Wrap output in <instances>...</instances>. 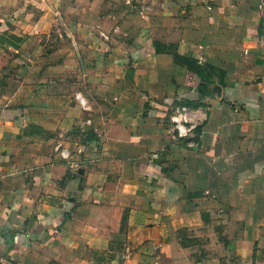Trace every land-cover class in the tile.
I'll list each match as a JSON object with an SVG mask.
<instances>
[{
	"label": "crops",
	"instance_id": "crops-1",
	"mask_svg": "<svg viewBox=\"0 0 264 264\" xmlns=\"http://www.w3.org/2000/svg\"><path fill=\"white\" fill-rule=\"evenodd\" d=\"M0 264H264V0H0Z\"/></svg>",
	"mask_w": 264,
	"mask_h": 264
},
{
	"label": "built area",
	"instance_id": "built-area-1",
	"mask_svg": "<svg viewBox=\"0 0 264 264\" xmlns=\"http://www.w3.org/2000/svg\"><path fill=\"white\" fill-rule=\"evenodd\" d=\"M170 121L178 137H187L195 125L192 122V109L186 104L174 108L173 113L170 115Z\"/></svg>",
	"mask_w": 264,
	"mask_h": 264
},
{
	"label": "trees",
	"instance_id": "trees-1",
	"mask_svg": "<svg viewBox=\"0 0 264 264\" xmlns=\"http://www.w3.org/2000/svg\"><path fill=\"white\" fill-rule=\"evenodd\" d=\"M174 58L177 60V61H180L182 63H185L186 65H188L190 68H193L194 70L200 72L201 69L199 66L196 65V61L194 59H190V58H183V57H180L179 55L175 54L174 53Z\"/></svg>",
	"mask_w": 264,
	"mask_h": 264
}]
</instances>
